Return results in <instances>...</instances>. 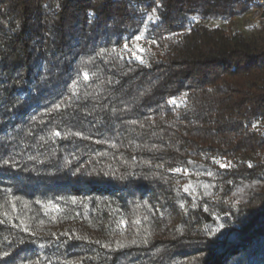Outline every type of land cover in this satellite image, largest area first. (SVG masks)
I'll use <instances>...</instances> for the list:
<instances>
[{
	"label": "trees",
	"instance_id": "trees-1",
	"mask_svg": "<svg viewBox=\"0 0 264 264\" xmlns=\"http://www.w3.org/2000/svg\"><path fill=\"white\" fill-rule=\"evenodd\" d=\"M252 10L0 0V264H264Z\"/></svg>",
	"mask_w": 264,
	"mask_h": 264
},
{
	"label": "built area",
	"instance_id": "built-area-1",
	"mask_svg": "<svg viewBox=\"0 0 264 264\" xmlns=\"http://www.w3.org/2000/svg\"><path fill=\"white\" fill-rule=\"evenodd\" d=\"M252 15L256 21H264V0H252Z\"/></svg>",
	"mask_w": 264,
	"mask_h": 264
},
{
	"label": "rangeland",
	"instance_id": "rangeland-1",
	"mask_svg": "<svg viewBox=\"0 0 264 264\" xmlns=\"http://www.w3.org/2000/svg\"><path fill=\"white\" fill-rule=\"evenodd\" d=\"M249 20V21H244V20ZM240 22L242 23V24H248L249 26H255V27H258V26H260L261 25V23H260V21H256L254 18H253V15H252V13H250L249 15H246L245 16V18L244 19H242V20H240ZM248 27V26H247Z\"/></svg>",
	"mask_w": 264,
	"mask_h": 264
},
{
	"label": "snow or ice",
	"instance_id": "snow-or-ice-1",
	"mask_svg": "<svg viewBox=\"0 0 264 264\" xmlns=\"http://www.w3.org/2000/svg\"><path fill=\"white\" fill-rule=\"evenodd\" d=\"M87 76V74H85Z\"/></svg>",
	"mask_w": 264,
	"mask_h": 264
}]
</instances>
